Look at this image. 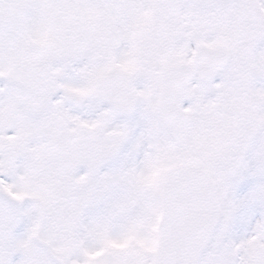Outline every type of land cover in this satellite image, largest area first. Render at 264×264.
Wrapping results in <instances>:
<instances>
[{
    "label": "snow or ice",
    "instance_id": "1",
    "mask_svg": "<svg viewBox=\"0 0 264 264\" xmlns=\"http://www.w3.org/2000/svg\"><path fill=\"white\" fill-rule=\"evenodd\" d=\"M0 264H264V0H0Z\"/></svg>",
    "mask_w": 264,
    "mask_h": 264
}]
</instances>
